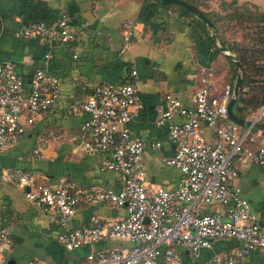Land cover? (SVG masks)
Listing matches in <instances>:
<instances>
[{
	"label": "crops",
	"instance_id": "obj_1",
	"mask_svg": "<svg viewBox=\"0 0 264 264\" xmlns=\"http://www.w3.org/2000/svg\"><path fill=\"white\" fill-rule=\"evenodd\" d=\"M73 1L79 24L72 27L76 41L67 46L17 38L15 33L36 23L54 25L61 13L66 14L69 0H0V63L16 65L25 92L37 69L45 70L60 83L57 104L27 128L18 144L0 150V228L6 229L10 239V245L0 249V264H26L32 260L40 264H79L92 251L130 246L126 242L107 241L68 252L56 240L60 231L58 216L27 202L24 190L1 183V176L7 170L22 169L35 171L39 183L45 186L72 182L88 192L120 189L121 175L101 170L106 154L89 155L84 148L88 137L81 126L89 115L82 106L97 86L125 84L130 72L136 71L141 107L126 127L132 137L144 143L145 186L148 191H154L172 190L181 179L177 170L164 165V160L174 155V146L167 139V126L156 125L157 107L165 106V96L176 97L188 107L191 95L199 87L197 70L202 66L216 71L213 81L216 92L236 83L222 53L197 51L185 20L177 19L175 9L160 10L145 25L137 22L143 0ZM237 1L264 11V0ZM210 5L217 10L218 1ZM183 120L174 117L172 122ZM203 132L208 142H219L212 129L204 125ZM156 143L159 148L154 149L152 145ZM35 147L40 148L41 158L33 157ZM233 184L241 189L251 211L264 226V169L241 165ZM212 212L222 209L217 205L207 206L203 214ZM125 216L122 208L81 204L66 226L73 231L87 227L96 217L120 220ZM241 246L234 239L214 241L197 258L183 253V264H207L210 259L224 258ZM239 264H264V253L253 251Z\"/></svg>",
	"mask_w": 264,
	"mask_h": 264
},
{
	"label": "built area",
	"instance_id": "obj_2",
	"mask_svg": "<svg viewBox=\"0 0 264 264\" xmlns=\"http://www.w3.org/2000/svg\"><path fill=\"white\" fill-rule=\"evenodd\" d=\"M255 33H263V24L253 25ZM131 34L128 33V36ZM52 45L76 41V34L61 13L52 26L36 23L15 33ZM128 45V43H127ZM126 45V46H127ZM224 55H229L224 52ZM49 56L46 55L45 59ZM216 71L202 66L197 70L199 87L185 107L179 99L166 95L165 106H158L157 126H167V139L174 155L164 165L177 170L181 179L172 190L148 191L143 170L144 143L132 137L127 123L141 107L140 84L136 71L122 85L102 83L82 106L89 119L81 131L89 155L106 154L102 171L121 175L118 191L88 192L72 182L56 187L39 183L33 170L9 169L1 183L24 190L25 200L45 213L58 216L60 231L57 242L68 252L93 247L107 241L129 243V247L95 250L79 264H183V253L197 258L218 240L234 239L241 247L224 258H212L207 264H239L253 251L264 253V226L260 225L250 204L233 182L241 165L264 169V102L241 127L228 116L227 106L233 89L225 85L214 89ZM60 83L43 69H37L25 92L22 76L13 62L0 63V150L18 144L27 128L57 104ZM174 117H182L173 123ZM23 118V121H22ZM213 130L217 144L204 137L203 126ZM154 149L159 144H153ZM34 158H41L35 147ZM81 204H100L122 208L126 216L120 220L93 218L87 227L67 228ZM217 205L222 212L203 214L207 206ZM10 245L6 229L0 228V249ZM26 264H40L29 261Z\"/></svg>",
	"mask_w": 264,
	"mask_h": 264
},
{
	"label": "trees",
	"instance_id": "obj_3",
	"mask_svg": "<svg viewBox=\"0 0 264 264\" xmlns=\"http://www.w3.org/2000/svg\"><path fill=\"white\" fill-rule=\"evenodd\" d=\"M181 1L198 9L201 15L212 24L213 29H209L196 15L183 7L156 0H143L137 22L147 25L160 10L175 9L177 19L185 20L186 28L193 36L197 51H213L215 54H223V50L228 52L230 57L224 54L223 57L232 68L234 82L238 76L241 78L238 99L233 111L239 119L247 121L264 102V32L259 34L253 31V25L263 24L264 26V11L247 2L239 4L237 0L229 2L216 0L218 1L217 10L210 5L214 0ZM77 13L78 9L74 1L69 0L66 15L71 28L79 24ZM233 22L249 26L250 33H247L241 42H232L223 35L227 25ZM34 41L37 42V40ZM69 44L72 43L63 45ZM232 88L234 91V87Z\"/></svg>",
	"mask_w": 264,
	"mask_h": 264
},
{
	"label": "water",
	"instance_id": "obj_4",
	"mask_svg": "<svg viewBox=\"0 0 264 264\" xmlns=\"http://www.w3.org/2000/svg\"><path fill=\"white\" fill-rule=\"evenodd\" d=\"M156 1H160V2H163V3H167V4H174V5H177V6H180V7H183L184 9H186L187 11H189L190 13L196 15L203 23H205L209 29H213V26L212 24L207 20L205 19L201 13L198 11V9H196L195 7L181 1V0H156ZM223 53L226 52V51H222ZM226 57H230L229 55H226ZM240 76L237 77L236 79V83H235V86H234V91H233V98L230 100L228 106H227V110H228V116L230 118V120L232 122H234L235 124L241 126V127H244V126H249V123H246L245 121L243 120H240L235 114H234V106L237 102V99H238V90H239V85H240ZM257 129H260V130H264V125L262 124H258L256 125ZM13 264V263H11Z\"/></svg>",
	"mask_w": 264,
	"mask_h": 264
},
{
	"label": "rangeland",
	"instance_id": "obj_5",
	"mask_svg": "<svg viewBox=\"0 0 264 264\" xmlns=\"http://www.w3.org/2000/svg\"><path fill=\"white\" fill-rule=\"evenodd\" d=\"M240 24V23H239ZM238 23H231L228 24L227 27L224 29V34L226 38L234 41L241 42L242 39L247 35V33H250L249 26H246L247 24L239 25ZM245 27V29H244Z\"/></svg>",
	"mask_w": 264,
	"mask_h": 264
}]
</instances>
